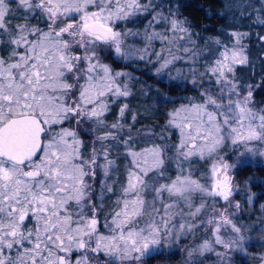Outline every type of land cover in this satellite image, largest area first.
<instances>
[{
    "label": "snow or ice",
    "instance_id": "snow-or-ice-1",
    "mask_svg": "<svg viewBox=\"0 0 264 264\" xmlns=\"http://www.w3.org/2000/svg\"><path fill=\"white\" fill-rule=\"evenodd\" d=\"M158 7L153 0H0V51L7 52L0 55V264H151L199 228L211 236L188 251L187 264H197L194 252H215L218 264H230V252L245 253L250 246L244 233L252 226L237 222L241 204L234 205L236 212L217 211L221 200L233 207L234 175L248 170L241 165L264 158V101L254 98L264 88V75L245 84L237 74L255 67L244 43L250 33L233 30L227 33L230 43L209 38L201 48L187 20ZM18 12L22 21L13 25L9 17ZM257 22L264 25V17ZM161 23L165 27L157 31ZM129 38L144 46L129 44ZM155 41L161 44L154 53L158 82L182 61L188 67L169 75L168 87L191 85L196 94L167 113L169 137L145 133L164 141L174 131L178 142L153 141L137 152L132 136L122 140L131 162L115 207L102 217L103 200L115 192L108 178L116 161L109 156L121 140L129 103L120 105L110 125L106 116L133 95L135 79L105 61L153 63ZM157 102L175 101L158 93ZM102 129L109 130L97 134ZM85 133L94 135L87 158ZM226 145L229 152L221 155ZM232 156L236 162L230 163ZM208 160V171L194 178L192 165ZM172 166L174 178L168 175ZM209 199L212 211L200 220ZM259 260L264 264V256Z\"/></svg>",
    "mask_w": 264,
    "mask_h": 264
},
{
    "label": "rangeland",
    "instance_id": "rangeland-1",
    "mask_svg": "<svg viewBox=\"0 0 264 264\" xmlns=\"http://www.w3.org/2000/svg\"><path fill=\"white\" fill-rule=\"evenodd\" d=\"M142 2H147V0H142ZM11 7L15 8V4H12ZM258 16L264 17L262 13L256 15L250 22L251 23L250 26H251L253 35L255 36L254 42L259 46L260 44H264V41H260L257 39L258 35H261L262 31H264V25H261L257 22ZM150 19L151 17L149 18L147 17L144 24H147L148 20ZM21 21H22V15L19 12L16 13L14 16L9 17V22L13 25ZM32 23H36V22L33 20ZM123 27L124 25L122 24L121 29ZM128 27L133 28V30H137V26H134L132 24H128ZM164 27H165V24L161 23L156 27V30L160 31ZM139 30L143 31V27L142 26L139 27ZM128 43L134 45L137 48H142L144 46L142 41L133 40L131 38H129ZM160 50H161L160 42L155 41L151 49V52L153 53L152 55L153 63H147L145 61L137 60V61L129 63V65L133 67H140V65H145V64L147 66L150 65L152 67L149 68L150 70L147 68L148 69L147 71L152 73L155 78H158L155 75V68L159 67V64L155 63L154 53L159 52ZM105 62L110 63L109 61H105ZM187 67L188 65L184 64L182 61L177 62L174 68L172 69L171 73H168L166 71L163 74V80L165 79L167 82H169V75L174 76L176 74V71H175L176 69H186ZM197 67L199 71L201 72L204 71L203 64L200 61L198 62ZM114 69L130 72L133 75V77H135V79L131 81V91L133 92V95L131 97H128L126 100L125 98H121L120 99L121 103L120 102L117 103V105L119 106L125 102H128L129 109L127 110L124 118L121 121V123H123L125 126L123 132L119 133L121 140L115 142L116 146L113 147L110 152L109 158L116 161V164H115V168L113 169V171L111 172L108 178V183L112 184L113 182H115V192L111 194H107L111 196V199L105 198L103 200L104 209H103L102 215L107 214L109 211H111L115 207L116 197L120 194V188L125 183L126 166L130 164L131 162L130 157L126 158L124 156L125 147L122 143V140L126 139L128 136H132L133 142H132L131 147L134 151H137V152L141 151L145 147H151L153 141H155L156 143H176L178 142V134L175 133L174 131H172V135L170 136L172 140L168 138L164 141H161L158 135H145V133L149 131L155 134H160L161 132H163L165 137H169V132L164 131V125H163L162 130H154L151 128V126L150 127L140 126L139 122L142 120L145 121V119H143V116H148L149 118L150 116H153L155 114V104L157 103L158 93H164L167 97L175 101L172 106L167 108L166 116H167V113L172 111L173 108L179 107L182 103H187L185 99L186 94L184 92H180L181 89H183L182 87L171 88L172 90L168 91L169 87H158L156 84L154 85L152 84L150 86V85L142 83L141 85H138L134 83V81H136V79L138 78L137 73H135L134 71L130 69L129 70L122 69V68L121 69L114 68ZM260 106H264V104ZM134 114L137 116V120L133 124L132 116ZM167 119H168V116H167ZM112 122L114 121L110 120L106 123L110 125ZM129 125L132 126L130 131L128 127ZM107 130L109 129H102L100 130V132H98V134H102L103 131H107ZM106 143L112 144L113 142L109 141ZM99 148H100V145H99ZM118 149H120L121 151V154H120L121 161H119L120 162L119 169H118V163H117L118 159H116V157L118 156L116 151ZM229 149H230V146L226 145L221 150L220 154L223 155L224 153H228ZM229 162L230 163L236 162V156H232ZM211 163H212L211 160H208L207 162L198 161L194 163L192 165L193 172H194V178H200L202 173L207 172L208 169L210 168ZM255 164H262L264 166V158L250 157L249 162L241 166H244V165L254 166ZM175 174H176L175 167L172 166L168 172V175L174 178ZM100 177L101 179H104L102 174ZM234 180H235V184L238 190L234 193L235 195L237 194V196L232 198V203L234 205L233 201L235 200L238 201L241 204V209L239 212H236L233 206L232 209L229 210V213L236 212V216L239 218L237 220L238 223L251 225L252 227H250L244 233L245 236L248 237L250 240V246L246 248V252L245 253L230 252L227 259L230 260V264H234L232 261V257H234L239 262V264H242L245 260H248V258L250 259H249V263L247 264H262V262L259 260V257L264 256V247H262V245H264V210L261 209V205H264V202L262 203L255 202L254 194L250 193L247 183H244L245 181L243 182L241 181V184L238 183L239 178H237L236 175H234ZM116 185H118L117 188H116ZM105 192H106V189H105ZM100 194L101 193H100V188H99V193L95 197L97 200V203L100 202L99 201ZM249 196H252L253 198L251 204L247 202V198ZM196 203L199 204L198 198L196 200ZM222 203H223L222 200L219 201V204L217 205V211L224 210ZM211 204H212V200L209 199L208 200L209 208L205 214L201 215L200 220H205V221L207 220L208 214L211 213L212 211ZM222 234L225 236L227 235V233H224V232H222ZM208 236H211L210 231L206 233L204 228H199L197 229L195 234H188L187 236L181 237L179 242L175 243L172 248L165 249L163 251V253H166V254H170V255L177 254L178 255L175 260H172L173 262H171L170 259H165V260L161 259V260H156L155 262L151 264H187L188 251L193 248L198 247V245L203 243L204 239ZM216 247L218 251H224V249L221 248L220 246H216ZM73 259H75V255L73 256ZM192 259L196 261L197 264H199L200 261H202L203 264H218L219 262V258L215 255V252L205 253L204 256H200L198 252H194Z\"/></svg>",
    "mask_w": 264,
    "mask_h": 264
},
{
    "label": "trees",
    "instance_id": "trees-1",
    "mask_svg": "<svg viewBox=\"0 0 264 264\" xmlns=\"http://www.w3.org/2000/svg\"><path fill=\"white\" fill-rule=\"evenodd\" d=\"M155 4L162 5L156 10L163 11L165 15L168 14L169 8L175 12L180 19H185L191 26V30L194 33L193 39L197 40V46L203 48L205 41L209 38H220L224 43H230V38L227 33L238 30L242 32H249L250 36L245 39L244 43L247 45V50L249 53V59L255 66L254 68L249 67L244 70L238 71V76L240 77L242 83H252L257 84L260 82V77L264 75V51H261V46L254 42V35L250 26L252 19L258 15H264V7H262V0H153ZM261 9V11H257ZM151 16H148V18ZM35 21V20H34ZM146 19L141 18L139 27H143ZM36 22V21H35ZM262 36H264V31H262ZM218 54V49L214 44H209ZM0 55H7L6 51H0ZM112 63L113 68L130 69L138 74V78L134 83L141 85L142 83L147 85L156 84L158 87H168V83L165 79L158 82V78L147 70L152 66L140 65V67H133L129 64H125L124 61H116ZM204 65V60L200 61ZM147 66V67H146ZM148 68V69H147ZM150 70V69H149ZM148 72V73H147ZM149 86V87H150ZM172 89L169 88L168 91ZM180 92H184L187 96L195 95L196 91L191 88V85L187 86V90L184 88ZM254 98L257 102L264 101V88L257 89ZM173 103H165L163 105L155 104V114L153 116H143L142 121L139 122L140 126L150 127L154 130H162L163 125L167 120L166 111L167 108L172 106ZM146 122V123H145ZM172 140V138H169ZM241 168H247V171H240L239 182L245 181L247 183L250 193L254 194L255 202H264V166L262 164H255L254 166H241ZM237 194H234L236 197ZM234 205L236 200L233 201ZM223 208L229 207L224 201L222 203ZM233 205V203H232ZM233 205V206H234ZM177 254H166L162 253L160 256L151 260V263L156 260L170 259L175 260ZM249 259L245 260L242 264L249 263ZM234 264H239V262L232 257Z\"/></svg>",
    "mask_w": 264,
    "mask_h": 264
},
{
    "label": "flooded vegetation",
    "instance_id": "flooded-vegetation-1",
    "mask_svg": "<svg viewBox=\"0 0 264 264\" xmlns=\"http://www.w3.org/2000/svg\"><path fill=\"white\" fill-rule=\"evenodd\" d=\"M121 103V102H120ZM119 107H120V105L118 106L117 104L116 105H114L112 108H111V112L110 113H108V115L106 116V122H108V121H115L116 120V118H117V115H118V111H119ZM98 134V133H97ZM81 138L85 141V144H86V147L83 149V155H84V157L85 158H87L89 155H90V153H91V151H92V141H93V139H94V135L93 134H89V133H85V134H82V136H81ZM99 142H97L96 143V147L97 148H99ZM117 157H116V159H118V169L120 168V162L119 161H121V151H120V149H118L117 151ZM100 179H101V177H100ZM93 187H94V189H95V197L97 196V194L99 193V188H100V186H99V181H97L94 185H93ZM118 187V185H116V188ZM116 195V194H115ZM106 198L107 199H111V196L110 195H106ZM238 201H236V203H237ZM235 203V204H236ZM102 217H103V215H102Z\"/></svg>",
    "mask_w": 264,
    "mask_h": 264
}]
</instances>
